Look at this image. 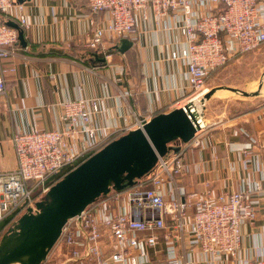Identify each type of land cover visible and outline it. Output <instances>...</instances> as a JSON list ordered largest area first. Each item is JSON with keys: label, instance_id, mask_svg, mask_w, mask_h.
Here are the masks:
<instances>
[{"label": "built area", "instance_id": "2783aa9c", "mask_svg": "<svg viewBox=\"0 0 264 264\" xmlns=\"http://www.w3.org/2000/svg\"><path fill=\"white\" fill-rule=\"evenodd\" d=\"M89 6L105 17L94 27L87 46L105 59L113 54L106 43L113 45L135 34L151 11L162 18L167 30L181 33L184 45L174 49L171 58L186 67V105L193 111L195 102L209 91L207 79L216 69L264 45V0H89ZM0 14L4 16L0 21L3 58L19 42L18 29L6 20L13 15L22 28L30 23L24 6L13 0H0ZM5 92L0 77V94ZM60 106L68 120L64 128L19 131L12 136L18 166L0 173V222L34 208L37 197H45L66 170L76 168L121 134L143 129L154 117L131 111L124 117V126L109 133L94 124L101 111L99 100L78 97ZM203 130L201 123L180 152L159 156L146 179L124 190L112 189L70 218L50 254L65 253L75 264H198L199 251L210 258H242L239 264H264L260 235L254 255L244 249L245 225L258 220L264 172L258 181L218 194L188 193L180 184L191 171L182 151L190 144L200 147ZM244 152L250 154L249 149Z\"/></svg>", "mask_w": 264, "mask_h": 264}, {"label": "crops", "instance_id": "0c3cea01", "mask_svg": "<svg viewBox=\"0 0 264 264\" xmlns=\"http://www.w3.org/2000/svg\"><path fill=\"white\" fill-rule=\"evenodd\" d=\"M16 5L24 6L30 27L22 28L10 15L24 30V42L19 38L11 54L0 58V77L6 83V92L0 94V173L18 166L11 142L15 133L66 126L68 120L60 106L65 100H99L101 111L94 124L109 133L124 126V117L131 111L156 116L187 104L186 67L171 58L185 38L176 30H167L152 11L147 20L140 21L135 34L113 45L106 43L115 53L101 65L87 41L105 15L93 13L89 0H27ZM203 124L201 146L190 144L182 151L191 171L180 184L188 193L218 194L261 179L264 105L208 127ZM262 198L258 220L245 225L244 249L251 255L257 251L258 235L264 242V192ZM210 257L196 251L198 264H239L242 259Z\"/></svg>", "mask_w": 264, "mask_h": 264}, {"label": "water", "instance_id": "95a60500", "mask_svg": "<svg viewBox=\"0 0 264 264\" xmlns=\"http://www.w3.org/2000/svg\"><path fill=\"white\" fill-rule=\"evenodd\" d=\"M25 1L13 0L15 4ZM3 19L0 14V21ZM6 23L18 29L19 38L24 42V30L14 21L6 20ZM226 88L246 97L259 94V91ZM215 92V88L209 90L201 103ZM200 128L197 108L193 111L191 105H186L157 114L143 129L131 130L110 141L67 172L36 203V208H28L7 229L0 239V264L44 263L70 218L112 189L124 190L135 185L156 167L159 156L169 153L171 143H190Z\"/></svg>", "mask_w": 264, "mask_h": 264}, {"label": "rangeland", "instance_id": "374dc122", "mask_svg": "<svg viewBox=\"0 0 264 264\" xmlns=\"http://www.w3.org/2000/svg\"><path fill=\"white\" fill-rule=\"evenodd\" d=\"M111 52L115 53V50L111 48ZM263 73L264 45L252 52L238 54L227 64L216 70L207 79L206 84L208 90L215 88L216 92L204 104L201 101L195 102L201 123H205L208 127V125H212L215 122L219 123L221 120L242 115L243 113L252 111L257 106L264 105ZM261 81L263 82V86L260 88ZM228 86L248 92L259 91V94L246 97L240 93L228 90L226 88ZM183 144L182 142L180 143L181 146ZM64 173L63 176L65 175ZM44 198L38 196L37 201ZM25 212H20L9 226H12ZM48 256L47 260L42 264H75L69 260L65 253L59 254L56 250Z\"/></svg>", "mask_w": 264, "mask_h": 264}, {"label": "trees", "instance_id": "16d2710c", "mask_svg": "<svg viewBox=\"0 0 264 264\" xmlns=\"http://www.w3.org/2000/svg\"><path fill=\"white\" fill-rule=\"evenodd\" d=\"M90 50H91V52H92V54L94 55V59H95V61H97L98 63H100L101 65H104L105 63H106V60H105V58H104V56L101 54V53H99L97 50H95V49H92V48H89ZM219 69V68H218ZM218 69H216V70H218ZM215 70V71H216ZM214 71V72H215ZM213 72V73H214ZM212 73V74H213ZM211 74V75H212ZM180 141H175V142H173V143H171L170 144V151H169V153H168V155H170V154H173V153H178V152H180V150H181V145H180ZM68 170H66L65 171V173L67 172ZM64 173V174H65ZM63 176V174L62 175H60V177H58V179L59 178H61ZM147 177V176H146ZM146 177H144V178H141V179H138L137 180V182H136V184L140 181V180H142V179H146ZM14 218H16V216H10V217H7V218H5L4 220H2L1 222H0V237H2L3 236V234L6 232V230L10 227L9 225L14 221Z\"/></svg>", "mask_w": 264, "mask_h": 264}, {"label": "bare ground", "instance_id": "6f19581e", "mask_svg": "<svg viewBox=\"0 0 264 264\" xmlns=\"http://www.w3.org/2000/svg\"><path fill=\"white\" fill-rule=\"evenodd\" d=\"M228 91V90H227ZM229 92V91H228Z\"/></svg>", "mask_w": 264, "mask_h": 264}]
</instances>
